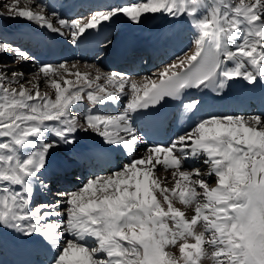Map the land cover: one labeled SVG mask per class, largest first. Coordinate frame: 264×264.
Masks as SVG:
<instances>
[{"label":"snow or ice","instance_id":"obj_1","mask_svg":"<svg viewBox=\"0 0 264 264\" xmlns=\"http://www.w3.org/2000/svg\"><path fill=\"white\" fill-rule=\"evenodd\" d=\"M4 8L8 18L70 37L74 45L119 15L138 24L158 13L189 18L196 39L190 54L142 83L95 65L81 72L76 62L40 64L29 80L0 65V228L41 238L52 253L49 264H264V114L196 120L201 101L193 98L182 105L191 129L168 145L150 144L108 176L59 191L55 202L34 203L35 186L49 189L52 150L75 143L78 132L99 136L102 152L132 154L144 142L137 116L189 90L220 95L230 82H264V0H139L96 11L86 22L49 14L36 0ZM7 53L14 63L31 59L0 42V54ZM41 79L54 98L41 92ZM121 100L119 112L93 111ZM84 101L89 107L75 111ZM198 161L207 171L187 166ZM157 166L172 170L173 187L163 186Z\"/></svg>","mask_w":264,"mask_h":264},{"label":"bare ground","instance_id":"obj_2","mask_svg":"<svg viewBox=\"0 0 264 264\" xmlns=\"http://www.w3.org/2000/svg\"><path fill=\"white\" fill-rule=\"evenodd\" d=\"M38 1L42 2L46 6V10H49L51 13L55 12L66 20L76 19L78 15L84 11L87 12L91 8H94L96 11H103L113 6L135 4L133 3V0ZM1 2L5 3L6 0H2ZM49 3H51L50 7L48 6ZM120 16L121 15L113 18V21L111 22L102 24H109L112 26V30L108 29L106 32H104V35H106L105 37H107L111 31L115 33L116 37L114 43L106 47L105 54L107 59L108 57H113L114 61L122 60V64L116 68L108 67L107 61H105L103 63L105 67L103 68L105 71L109 70L107 73H111L110 71H117L116 73L126 75L125 68L130 67L132 61H134V58L140 49V46H146L149 42H156L158 40L161 42L160 51L163 59L161 61H164L161 63L164 64V67L158 69V71H151L146 67L147 63H145L139 68L140 70L135 69L134 73L141 72L144 77L142 79L134 80H136L138 83H142L145 77L155 78L156 74L163 70L167 65L176 61L177 57H183L185 54H190V49L194 48L196 33L189 18L187 17H182L177 20L164 15L162 17H158L157 20H154L152 19L154 16L153 14H147L142 17L141 23L137 24L128 20L121 24L118 21ZM102 25L99 29L103 27ZM131 31H134V35H138L139 38L130 36L128 37L127 43L124 44V40L126 38L124 33ZM50 34H54L55 37L52 38ZM0 36H2L6 42L17 43L23 46V48H25L28 44H31V48L28 50V53H30L35 58L32 60L33 65H30L29 61L18 63V67H16L18 68V71L22 70L23 66H25V68H27L29 71L36 72L37 66L40 64L55 66L54 64L67 62L70 65L73 63V61H77L76 63H78V65H82L84 68L85 65L89 64V58L94 54V52L100 51V49H102V46H100V44L94 40H86L84 42L79 41L78 44L74 45L71 42L70 37H62L25 19L8 18L7 12H5L3 16H0ZM145 36L148 38V40L145 43H142L141 39ZM141 56L142 55H140V57ZM147 56L148 59H154L153 56ZM140 57L137 58V61L140 59ZM137 61L134 62L135 65H138ZM155 61L160 64L159 60L155 59ZM151 65H155V63L151 62ZM83 68L81 70H84ZM28 70H26L25 73H28ZM66 78L74 79V77L71 76H66ZM234 83L238 88L243 89L249 87V85L242 80H237ZM50 91L51 93L49 95L54 98V90L51 89ZM204 93L205 90H195L185 95L174 115L175 118H171L165 123L163 140L159 144L164 145V142H168L169 144L177 136L183 135L185 131L191 129L193 121L190 120L188 115L183 112L182 105L193 98L199 99L201 101L200 111L195 116L196 120L209 115L264 114V88L258 95H256L254 100H249L244 94H242L241 99L238 102L235 100L213 102L211 107H209V102L214 100L210 96H205ZM203 100H206L205 104H203ZM124 102V100H121L118 104H108L104 107L98 106L97 108L93 109V111L102 113H116L124 107ZM88 107L89 105L87 101H84L78 103L74 110L77 112H83ZM135 126L143 138V130L140 127V122L137 120V117L135 119ZM143 141L144 142L139 144L135 152L132 154L123 151H111L105 153L102 152V148L106 146L102 144L101 138L99 136L92 133L78 132L76 134L75 143L70 145L62 144L60 147L52 150L49 156V167L48 172L46 173V182L53 178L52 176L54 172L63 173L65 169L71 167L73 164H78L80 166L91 165L88 170L82 172L78 185L79 187L81 182L83 184L87 179L93 176H98L102 173L108 172V170H106L107 168H110L111 171L118 169L122 166L123 160L130 161L133 158H139L143 156L145 154L146 147L149 145L146 143L144 138ZM97 144H101L102 147H98ZM59 149H61V151H59ZM82 150H85L87 154L82 155ZM89 161L91 162L88 163ZM194 164H190V166ZM162 169H164L163 166H157V170ZM62 189L66 191V185L62 186ZM72 189H75V187L73 186ZM45 194L46 191L41 190L38 185L35 186L34 202L37 201L38 195L39 198H43L44 201H50V199L47 198V195ZM189 210L190 209H188V213H190ZM187 216L190 215L187 214ZM22 237L23 236L20 233H17L13 230L0 228V251H3V254L0 255V260H4L3 264H27L28 260L34 259V256L37 255L34 248L29 250L25 248L26 246L22 242L19 241L18 238ZM40 240L41 238L38 237L31 239V241L34 243L38 241L39 245L41 243ZM15 261H17V263Z\"/></svg>","mask_w":264,"mask_h":264},{"label":"rangeland","instance_id":"obj_3","mask_svg":"<svg viewBox=\"0 0 264 264\" xmlns=\"http://www.w3.org/2000/svg\"><path fill=\"white\" fill-rule=\"evenodd\" d=\"M2 0H0V12H3V13H5L6 12V10H5V8H4V5L5 4H10V3H12V0H6V2L4 3V2H1ZM24 2H26V0H22V4L24 3ZM36 2L37 3H40V1H38V0H36ZM3 4V5H2ZM32 7L33 8H35V5L33 4L32 5ZM92 9V10H91ZM91 9H89L87 12H84L83 14H82V17L83 18H85L82 22H86V19L87 18H89L90 17V13H94L95 12V9L94 8H91ZM35 10H37V11H39V9H35ZM46 12H48V11H46ZM49 13V12H48ZM49 14H51V13H49ZM109 41H110V43H109ZM113 40H112V37H110V36H108V37H106L104 40H103V42H102V47L103 48H105V47H107V46H109L110 44H111V42H112ZM0 42H3V43H5V44H10V43H8V42H4V39H2L1 37H0ZM11 48H16V49H20V50H22V51H24L31 59L29 60V64L30 65H33V57L31 56V54L30 53H27V50L29 49V47H30V45H28L26 48H22L21 49V46H18V45H16V43H11L10 45H9ZM105 52L106 51H98L96 54H94L93 55V57L90 59V61L88 62L89 64V66L90 65H95V66H98V67H100L104 72H107V71H109V70H107V71H105L104 70V68L103 67H105V65H103V63H104V60H105V57H106V54H105ZM138 53V52H137ZM144 54V53H143ZM146 56H147V54H145ZM143 56V55H142ZM141 58V57H140ZM146 59H144L143 60V62L145 61ZM151 62H154L155 63V65H151ZM5 64H7V65H9V67L11 68V69H16V70H18V68H16V67H18V63H14V54L13 53H7V54H0V65H5ZM157 64H158V62H156L154 59H152V58H150V59H148V62H147V68L148 69H150L151 71H154L153 69L155 68V67H157ZM54 65H58V64H54ZM139 65V67H140V64H138ZM144 65V64H143ZM143 65H141V66H143ZM15 66V67H14ZM83 68V66L82 65H78V69H79V71L81 70ZM84 70H81V71H85V70H88L86 67H84L83 68ZM26 70H28L27 68H25V66H23V69L22 70H19V71H21V72H24V74H25V79L26 80H29V79H32V74L33 73H35L34 71H29L28 73H25L26 72ZM155 71H158V70H155ZM132 76V78H136V79H142V75H139V74H133V75H131ZM28 87H30L31 85H27ZM40 90H41V92H47L48 94H50L51 93V87L49 86V85H47V84H45L44 83V81H43V79H41L40 80ZM60 147V146H59ZM59 151H61V149H59ZM129 161L128 160H123V164L122 165H124L125 163H128ZM202 164V162H196L195 164H194V166L195 167H197V166H199V168H201V170L202 171H207V167H206V165H201ZM201 165V166H200ZM187 166H189V167H191L190 165H187ZM74 170V169H73ZM73 170H72V173H73ZM71 172V171H70ZM171 172H172V170L171 169H169L168 171H165L164 169H162V170H156V175L161 179V181L163 182L162 184L163 185H165L166 187H173L174 186V183H175V181L173 180V178H172V176H171ZM110 174V171H108V172H105V173H102V174H100V175H98V176H108ZM57 175H59V174H57ZM74 176H75V174H74ZM55 177V176H54ZM67 178L68 179H71V175H67ZM73 179H75V178H73ZM72 179V180H73ZM208 179H209V181H210V183L211 184H213V186H214V184H215V177H208ZM171 180V181H170ZM166 182V183H165ZM165 183V184H164ZM48 184L50 185V186H55L54 188H56V185H57V183H55V181L53 182V180H50V181H48ZM76 185V184H75ZM80 187V186H79ZM79 187H77L76 189H78ZM52 188V187H51ZM70 191H75V190H72V189H69ZM60 190L59 189H51V191H49L50 193H51V196H54L53 198H52V202H55L57 199H58V197L56 196V193L57 192H59ZM48 192V191H47ZM45 195H48V193H46ZM50 200H51V197L49 198ZM34 203H36V204H39V203H49V202H44V200H42V198L40 197V199H38L37 198V201L36 202H34ZM51 203V202H50ZM178 203V202H177ZM178 207H180L182 210H185V212H186V210H188V209H185L184 208V206L183 205H181V204H179L178 203ZM190 211V213H189V215L191 216V215H193L194 213L191 211V210H189ZM173 251L175 250V249H172ZM45 258V259H43V260H45V262H49V260H48V258H46V256H44V255H42V258ZM39 260H40V258L39 259H37L36 258V261H38L39 262ZM208 262L206 261L205 262V264H207ZM45 264H48V263H45Z\"/></svg>","mask_w":264,"mask_h":264}]
</instances>
